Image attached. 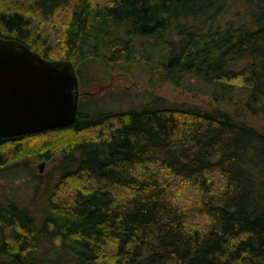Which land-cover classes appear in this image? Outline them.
<instances>
[{
    "label": "trees",
    "instance_id": "obj_1",
    "mask_svg": "<svg viewBox=\"0 0 264 264\" xmlns=\"http://www.w3.org/2000/svg\"><path fill=\"white\" fill-rule=\"evenodd\" d=\"M229 1L0 0V37L76 73L89 59L137 63L256 112L264 0H238L243 20L218 21ZM82 118L0 137V169L62 155L36 209L0 197V264H264L263 130L160 96Z\"/></svg>",
    "mask_w": 264,
    "mask_h": 264
},
{
    "label": "rangeland",
    "instance_id": "obj_2",
    "mask_svg": "<svg viewBox=\"0 0 264 264\" xmlns=\"http://www.w3.org/2000/svg\"><path fill=\"white\" fill-rule=\"evenodd\" d=\"M243 17L245 9L242 3L233 0L225 5L217 19L237 21L243 20ZM77 75L81 92L78 105L81 118L105 111L118 112L140 107L149 103L154 96H160L170 103H188L229 112L237 119L264 131V108L253 112L242 101L219 100L210 93L160 81L137 63L121 69L109 68L97 60L89 59L84 67H80ZM60 151L51 158L32 153L9 162L0 169V197L36 209V204L46 197L48 187L56 182L61 172ZM41 164L43 166L40 170Z\"/></svg>",
    "mask_w": 264,
    "mask_h": 264
},
{
    "label": "water",
    "instance_id": "obj_3",
    "mask_svg": "<svg viewBox=\"0 0 264 264\" xmlns=\"http://www.w3.org/2000/svg\"><path fill=\"white\" fill-rule=\"evenodd\" d=\"M79 96L70 61L47 59L19 41L0 37V137L71 125Z\"/></svg>",
    "mask_w": 264,
    "mask_h": 264
},
{
    "label": "flooded vegetation",
    "instance_id": "obj_4",
    "mask_svg": "<svg viewBox=\"0 0 264 264\" xmlns=\"http://www.w3.org/2000/svg\"><path fill=\"white\" fill-rule=\"evenodd\" d=\"M80 94H81V92H80Z\"/></svg>",
    "mask_w": 264,
    "mask_h": 264
}]
</instances>
